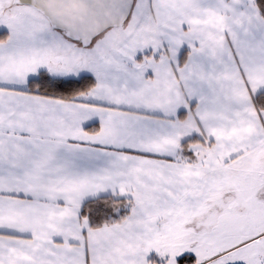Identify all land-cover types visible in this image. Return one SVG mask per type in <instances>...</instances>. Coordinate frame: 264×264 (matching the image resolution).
<instances>
[{
  "label": "snow or ice",
  "instance_id": "6c2138e0",
  "mask_svg": "<svg viewBox=\"0 0 264 264\" xmlns=\"http://www.w3.org/2000/svg\"><path fill=\"white\" fill-rule=\"evenodd\" d=\"M0 264H264V0H0Z\"/></svg>",
  "mask_w": 264,
  "mask_h": 264
}]
</instances>
